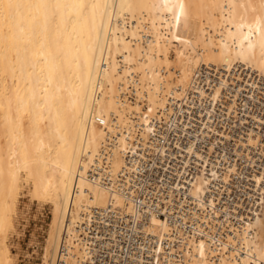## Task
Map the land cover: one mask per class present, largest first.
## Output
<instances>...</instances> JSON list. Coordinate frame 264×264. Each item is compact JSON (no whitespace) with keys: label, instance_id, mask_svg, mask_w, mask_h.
Returning <instances> with one entry per match:
<instances>
[{"label":"bare ground","instance_id":"bare-ground-1","mask_svg":"<svg viewBox=\"0 0 264 264\" xmlns=\"http://www.w3.org/2000/svg\"><path fill=\"white\" fill-rule=\"evenodd\" d=\"M25 195L41 264H264V0H0V264Z\"/></svg>","mask_w":264,"mask_h":264},{"label":"rangeland","instance_id":"rangeland-1","mask_svg":"<svg viewBox=\"0 0 264 264\" xmlns=\"http://www.w3.org/2000/svg\"><path fill=\"white\" fill-rule=\"evenodd\" d=\"M250 75H247V77H250ZM254 78H255V74H254ZM22 200H23L22 201L23 205L24 206L27 205L26 207H29V209H27L28 219H24L25 223L22 224L23 232L21 236H19L20 237L19 238L20 248L14 247V249L16 252H18L20 264H23V263L24 264H41L43 261L42 251H43L44 240H45L46 234H48V231L46 230L49 228V223L52 217L51 207L47 203L40 207V204L38 203V201L30 200V197L28 195L23 196ZM32 202L33 204H31ZM39 209H41L42 212L39 211ZM31 240L33 241L35 240V242ZM21 248H22V251H21Z\"/></svg>","mask_w":264,"mask_h":264},{"label":"built area","instance_id":"built-area-1","mask_svg":"<svg viewBox=\"0 0 264 264\" xmlns=\"http://www.w3.org/2000/svg\"><path fill=\"white\" fill-rule=\"evenodd\" d=\"M208 86V85H207ZM192 116H193V114H192ZM192 121V118H191V114H189L187 117H185L184 118V121ZM197 126H193V128H199L200 129V132H199V135H203L204 134V129H205V125L204 124H202V123H200V124H196ZM188 126V128H191L190 127V124L189 125H187ZM188 131V130H187ZM187 131H185L183 134H181V133H179L180 135H186V132ZM212 135H213V132L211 133ZM214 136V135H213ZM168 138H169V140L171 141V142H173L174 140H176V136L175 135H169L168 136ZM185 139V138H184ZM214 139V138H213ZM183 141V140H182ZM219 142H222V141H220V140H217L216 141V144H215V151H216V149L219 151V149H221L222 148V146H223V144H220ZM173 150H175L176 151V153H174L172 156H171V158H167L166 159V162H168V165H167V167L166 166H164V171L166 170V172H165V174H168L169 176H170V178L171 179H176V180H182L181 179V177L179 178V176H178V169H177V165L179 166V167H181L182 168V165H184L185 167H186V169L184 168L183 170V174H185V171H186V174H191V172H192V170L194 169V166L193 165H195V163H192L191 162V160L190 161H188L187 163H185V161L187 160V159H183L182 158V156H184L185 155V153H184V151H181V150H184L183 149V147L182 146H178V145H171L170 146ZM191 156V155H190ZM189 156V157H190ZM189 159V158H188ZM185 163V164H184ZM246 163L245 162H243V163H240V167H243L244 165H245ZM160 166H162V165H160V164H157V167L159 168ZM156 167V168H157ZM251 167H252V164H251ZM145 172H144V174H146L147 176L145 177V178H150V176L152 177V175L157 179L158 178V176H160L161 177V173H162V171H158V172H152V170H151V167L150 166H148L145 170H144ZM167 175V176H168ZM164 177V176H163ZM144 178V179H145ZM162 178V177H161ZM160 178V181H162V179ZM166 178V177H165ZM140 187V186H139ZM141 193V195H142V197H144L145 195H146V191H141L140 192ZM151 196V195H150ZM142 197L140 196V199H139V201L140 202H142L141 201V199H142ZM248 197V195H242V196H239L238 198L239 199H244V201H242L243 203H242V205L244 206V207H247V205H249L250 204V202H248L245 198H247ZM150 198V197H149ZM163 216H165L164 214H163ZM122 231V230H121ZM124 241L125 242H131V238L130 237H128V238H126V240L124 239ZM127 251L125 250V253H126Z\"/></svg>","mask_w":264,"mask_h":264}]
</instances>
